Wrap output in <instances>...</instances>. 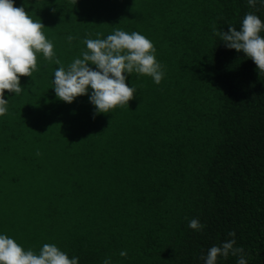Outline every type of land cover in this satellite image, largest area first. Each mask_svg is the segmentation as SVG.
I'll list each match as a JSON object with an SVG mask.
<instances>
[{"label": "trees", "instance_id": "1", "mask_svg": "<svg viewBox=\"0 0 264 264\" xmlns=\"http://www.w3.org/2000/svg\"><path fill=\"white\" fill-rule=\"evenodd\" d=\"M14 6L42 21L55 58L38 53L21 93L5 90L0 232L34 252L56 244L78 264H203L209 247L234 231L247 264H264V71L213 32L239 28L250 11L264 21V7L247 0ZM115 29L151 40L161 82L127 74L137 92L109 113L95 114L87 95L57 99L56 59L67 67L86 49L85 36ZM192 218L202 230L188 227ZM236 261L229 255L217 264Z\"/></svg>", "mask_w": 264, "mask_h": 264}, {"label": "clouds", "instance_id": "2", "mask_svg": "<svg viewBox=\"0 0 264 264\" xmlns=\"http://www.w3.org/2000/svg\"><path fill=\"white\" fill-rule=\"evenodd\" d=\"M250 7H264V0H247ZM40 19L34 20L23 6H14V0H0V116L8 112L5 90L16 95L22 91L21 76H30L37 69V54L48 60L55 58L54 45L46 38ZM228 49L243 52L251 58L259 71H264V21L256 11L247 12L239 28L228 25V30L213 29ZM85 36L86 49L65 67L54 70L52 88L57 99L72 103L78 96L87 95L94 113H109L117 106L128 105L137 89L126 83L127 74L149 75L159 84L164 72L156 59L154 44L137 31L115 29L105 38ZM69 35L67 40L71 42ZM95 66V67H93ZM39 154L37 150V155ZM188 227L202 230L198 218L188 221ZM231 239L213 244L202 256L203 264H217L229 255L237 257L236 264H247L242 246H237L235 232ZM120 255H126L121 251ZM79 257L69 255L56 244L44 243L38 252L24 249L14 238L0 232V264H78ZM102 264H112L105 258Z\"/></svg>", "mask_w": 264, "mask_h": 264}]
</instances>
